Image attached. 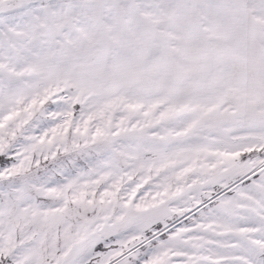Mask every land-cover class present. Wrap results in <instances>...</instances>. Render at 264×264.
<instances>
[{
    "label": "snow or ice",
    "instance_id": "snow-or-ice-1",
    "mask_svg": "<svg viewBox=\"0 0 264 264\" xmlns=\"http://www.w3.org/2000/svg\"><path fill=\"white\" fill-rule=\"evenodd\" d=\"M0 264H264V0H0Z\"/></svg>",
    "mask_w": 264,
    "mask_h": 264
}]
</instances>
